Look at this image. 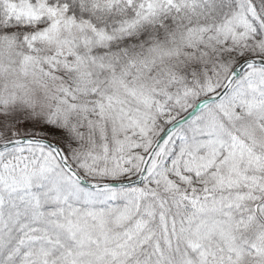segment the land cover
<instances>
[{
	"label": "snow or ice",
	"instance_id": "1",
	"mask_svg": "<svg viewBox=\"0 0 264 264\" xmlns=\"http://www.w3.org/2000/svg\"><path fill=\"white\" fill-rule=\"evenodd\" d=\"M0 264H264V0H0Z\"/></svg>",
	"mask_w": 264,
	"mask_h": 264
}]
</instances>
